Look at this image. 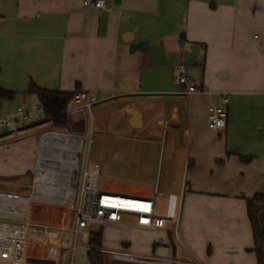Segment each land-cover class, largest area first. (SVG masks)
<instances>
[{"label": "crops", "instance_id": "crops-1", "mask_svg": "<svg viewBox=\"0 0 264 264\" xmlns=\"http://www.w3.org/2000/svg\"><path fill=\"white\" fill-rule=\"evenodd\" d=\"M177 64L196 92L177 83ZM29 82L97 102L89 112L71 104L63 131L72 137L49 138L46 149L38 137L50 126L32 117L0 135L9 159L20 155L21 138L32 143L29 163L9 161L18 177L39 156L79 158L76 136L90 133L100 146L91 163L114 166L102 189L182 193L177 239L106 227L92 233L93 247L176 261L161 264H256L243 198L264 193V0H109L102 10L81 0H0V88L17 99ZM210 104L226 109L220 133L207 129ZM18 133L28 135L13 140ZM64 216L46 209L42 220Z\"/></svg>", "mask_w": 264, "mask_h": 264}, {"label": "built area", "instance_id": "built-area-1", "mask_svg": "<svg viewBox=\"0 0 264 264\" xmlns=\"http://www.w3.org/2000/svg\"><path fill=\"white\" fill-rule=\"evenodd\" d=\"M109 0H81V6L95 10L107 7ZM177 83L185 94L196 92L186 75L185 66L174 67ZM228 99L222 98L227 103ZM97 102L94 94L78 92L71 101L72 110L90 111ZM207 129L220 133L226 127L225 108L210 104L207 110ZM30 114L17 107L7 115H0V135L13 132L20 126H27ZM70 138L67 131L49 127L40 132L38 147L46 149L49 138ZM81 154L85 144L86 157L92 143L90 133L79 136ZM98 167L84 160L39 156L26 184H16L23 188L16 192L0 190V264H78L77 253L97 249L110 255L115 262L137 264H161L176 262L171 259H159L139 255L123 250L93 247L90 240L98 228L118 227L146 232L169 231L178 238L181 214L182 193L168 194L164 198L162 212L157 211V202L162 197L157 189L150 195L121 194L102 189L98 184ZM59 210L65 214V221H37L34 214L43 210ZM60 219V218H59Z\"/></svg>", "mask_w": 264, "mask_h": 264}, {"label": "trees", "instance_id": "trees-1", "mask_svg": "<svg viewBox=\"0 0 264 264\" xmlns=\"http://www.w3.org/2000/svg\"><path fill=\"white\" fill-rule=\"evenodd\" d=\"M78 92L77 89L71 92L48 90L38 87L33 82L28 83L26 90V94L36 98L38 107L42 111V119L37 123L61 130H64L68 124L69 107L73 96ZM16 96L15 92L0 88V108L2 102H12ZM243 199L252 232L251 251L256 257V264H264V221L261 220L264 211V193H255ZM86 257L89 264H108L107 254L97 249L87 250Z\"/></svg>", "mask_w": 264, "mask_h": 264}, {"label": "rangeland", "instance_id": "rangeland-1", "mask_svg": "<svg viewBox=\"0 0 264 264\" xmlns=\"http://www.w3.org/2000/svg\"><path fill=\"white\" fill-rule=\"evenodd\" d=\"M29 99V100H28ZM30 99L32 101H30ZM34 98L31 96V95H28V94H21V95H18V98L15 99L14 102H11V103H8L6 106H4L1 110H0V113L2 114H10L12 113L15 108L17 106H20L22 107L24 110H26L28 113L31 114V117L33 119H37V120H40V118L42 117V111L38 110L37 111H34L33 109V106H34V103L35 101L33 100ZM23 129V128H22ZM23 131V130H21ZM213 133V132H212ZM4 134H7V133H4ZM2 134V135H4ZM12 134V133H10ZM15 135V133H13ZM19 135L15 136V139H13L12 136L9 137V139H13V140H16V139H19L18 137H23V136H27L28 134H25V135H20V133H18ZM33 135V134H32ZM31 135V136H32ZM94 136L95 135H92V138L94 139ZM6 137V136H4ZM23 139L22 141V151L20 153L19 156L17 155H14L12 154L11 155V159H9V157H6L5 155H3L1 152H0V173L1 172H5L6 174H2V176H0V190L2 191H8V192H16V191H19L23 188H18L16 187L15 185L20 183V184H26L29 182L30 180V176H31V173H27L23 176H20L18 177V167L20 166H16L14 164H11V167L9 165V161H15L17 162L18 164H25L26 163H29V158H30V153H31V146H32V143L31 141H27L28 138L26 137H23L21 138ZM26 139V140H25ZM5 139L3 141H1L0 143V146L1 145H4L6 144L7 141H5ZM9 141H12V140H9ZM86 146L87 144H85L84 148H83V151L82 153L80 154V159H81V164L83 165L84 163V160L87 159L88 161L90 162H97V158H98V155L100 154V146L97 144L96 140H93V143H91L90 145V148H89V153L87 154V157H86ZM9 159V160H7ZM99 165V163H98ZM113 165L112 164H108L107 162H104L102 165H99V169H98V180H97V184L99 186H102L104 185V181L109 178L111 175H114L115 174V171L113 170ZM8 173V174H7ZM164 198L165 196H162L158 202H157V211L159 213L162 212V209H163V205H164ZM43 218V215L38 213V214H34L33 216V219L34 220H37V221H40L42 220ZM121 230V229H118V228H112V227H109V228H106L105 230ZM91 236V235H90ZM86 241H89V244H92V245H97V244H94V242H90V240L87 238H79V243L81 245H85ZM107 248V247H105ZM84 250L83 248H81L78 253H77V262L78 264H89V262L87 261V257H86V254L83 253ZM107 259H108V264H112L111 260H110V255L107 254ZM114 264V263H113Z\"/></svg>", "mask_w": 264, "mask_h": 264}]
</instances>
